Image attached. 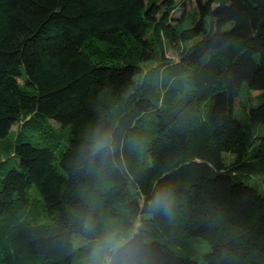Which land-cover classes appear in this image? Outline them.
I'll return each instance as SVG.
<instances>
[{
	"label": "trees",
	"instance_id": "trees-1",
	"mask_svg": "<svg viewBox=\"0 0 264 264\" xmlns=\"http://www.w3.org/2000/svg\"><path fill=\"white\" fill-rule=\"evenodd\" d=\"M194 3L176 18V0H0V140L19 125L0 159V264H74L86 213L137 222L149 264H264V136L253 149L236 113L255 92L248 118L264 127V0ZM129 40L157 65L122 54ZM105 131L114 163L88 166ZM33 185L50 225L30 222ZM162 185L172 218L147 210ZM196 239L211 250L201 262Z\"/></svg>",
	"mask_w": 264,
	"mask_h": 264
},
{
	"label": "clouds",
	"instance_id": "clouds-1",
	"mask_svg": "<svg viewBox=\"0 0 264 264\" xmlns=\"http://www.w3.org/2000/svg\"><path fill=\"white\" fill-rule=\"evenodd\" d=\"M116 141L111 132H98L87 145L88 166L98 158L114 163ZM176 196L168 186L154 190L147 202L149 214L172 218L176 211ZM80 232L87 245L79 264H149L148 248L140 225L133 221L106 220L98 224L96 217L86 213L80 218Z\"/></svg>",
	"mask_w": 264,
	"mask_h": 264
},
{
	"label": "rangeland",
	"instance_id": "rangeland-1",
	"mask_svg": "<svg viewBox=\"0 0 264 264\" xmlns=\"http://www.w3.org/2000/svg\"><path fill=\"white\" fill-rule=\"evenodd\" d=\"M185 1V5L184 7H182V3ZM177 3V9L174 10V16L176 18H182V16L184 14L187 13H191V14H195L196 12V5L194 3V0L190 1V0H176ZM181 7L183 9H181ZM185 10V11H184ZM160 16H158L159 18ZM237 40H234L233 43H237ZM96 46H99L102 50L107 51V52H111L114 51L115 49L111 46L105 45V44H98L95 43L94 47L96 48ZM165 47V53L166 56L170 57V59H173L175 61H179V57L177 56L176 53H174L171 48L169 47V45L167 43H165L164 45ZM226 51V48L220 50V53H218V55L223 58L224 53ZM214 51H211L210 54H214ZM122 54H127V56L130 58H134L136 61H139V63L141 64L142 68L146 71L149 68H151L152 66L157 65V62H148V63H144V62H140L139 60V51L138 49L135 47V43L132 40L127 41V46L124 48V51H122ZM226 58V57H224ZM230 60V58H226V61L228 62ZM201 61V60H200ZM199 61V62H200ZM205 63V62H204ZM202 63V64H204ZM202 64H195L193 65V67L191 66L189 68V74H187L186 77H188L189 75H191L196 69H198V67ZM224 64V63H223ZM204 75H207V71H205L203 73ZM257 93H250L247 89H243L241 91V94L239 96V101L237 103V108H236V113L239 116V119L242 121V123L246 126L245 131L248 134V137L250 139H252V143L254 144V146L252 147L253 149L258 146L259 144V140L257 139L258 137H262L264 136V127L261 125H256L253 126L251 125L249 118H248V108L250 107V101L251 99L254 100V98L257 96ZM256 100V99H255ZM261 99H258L256 102V104H258L260 102ZM255 104V105H256ZM254 105V106H255ZM53 126H55L56 128H58L59 126H57L56 124L52 123ZM18 131H19V125L13 127V129L10 131L9 135L6 137V139L4 140H0V159L4 158V154H3V147L6 146L7 143L13 144V142L15 141L17 135H18ZM152 134V133H151ZM151 134H149V136H151ZM151 141V138H148L145 140V145H147L148 142ZM49 144H47L46 142H40V146H48ZM252 149V150H253ZM58 156L60 155V152H57ZM229 161H232V157H228ZM0 185H1V181H0ZM259 191L261 193H264V189L261 185H259L258 187ZM131 192L134 194V190L131 188ZM29 197H30V208L33 210L32 213V218H31V224L32 225H50L53 221V217L47 212V210L45 209L44 203H43V199L41 197V193L39 192L38 188L33 185L30 187L29 189ZM73 244L75 246L76 249H79L77 256L75 258L74 264H79V261L81 259V256L85 250V247L87 245V239H85L84 237L80 236V235H73ZM157 240H159L162 243H166L165 241H163L162 239L158 238ZM193 246L195 247V255L190 254L192 256H194L198 261H202L201 256L209 253L210 250V246L208 245L207 242H205L204 240L201 239H196L192 241ZM168 246H170L172 248V250H175L179 256L183 257V258H187L188 254L185 251H182L180 249L177 250V248H175L174 246H171L167 243Z\"/></svg>",
	"mask_w": 264,
	"mask_h": 264
}]
</instances>
